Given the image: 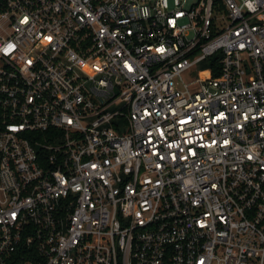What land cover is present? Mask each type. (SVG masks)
Returning a JSON list of instances; mask_svg holds the SVG:
<instances>
[{
	"label": "built area",
	"instance_id": "built-area-1",
	"mask_svg": "<svg viewBox=\"0 0 264 264\" xmlns=\"http://www.w3.org/2000/svg\"><path fill=\"white\" fill-rule=\"evenodd\" d=\"M0 264H264V0H0Z\"/></svg>",
	"mask_w": 264,
	"mask_h": 264
},
{
	"label": "rangeland",
	"instance_id": "rangeland-1",
	"mask_svg": "<svg viewBox=\"0 0 264 264\" xmlns=\"http://www.w3.org/2000/svg\"><path fill=\"white\" fill-rule=\"evenodd\" d=\"M181 77L184 83L191 84L194 80L198 78H208L209 72H208L206 64L201 63V64L193 66L191 69L184 72ZM191 87H194V86L191 85Z\"/></svg>",
	"mask_w": 264,
	"mask_h": 264
}]
</instances>
